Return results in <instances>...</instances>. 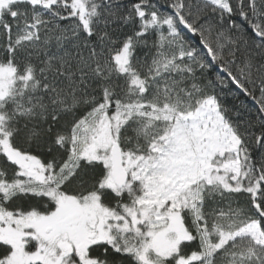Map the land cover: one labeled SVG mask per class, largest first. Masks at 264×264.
Wrapping results in <instances>:
<instances>
[{
    "label": "snow or ice",
    "instance_id": "1",
    "mask_svg": "<svg viewBox=\"0 0 264 264\" xmlns=\"http://www.w3.org/2000/svg\"><path fill=\"white\" fill-rule=\"evenodd\" d=\"M0 264H264V0H0Z\"/></svg>",
    "mask_w": 264,
    "mask_h": 264
}]
</instances>
